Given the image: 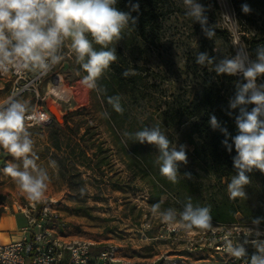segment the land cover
Returning <instances> with one entry per match:
<instances>
[{"label":"rangeland","instance_id":"obj_1","mask_svg":"<svg viewBox=\"0 0 264 264\" xmlns=\"http://www.w3.org/2000/svg\"><path fill=\"white\" fill-rule=\"evenodd\" d=\"M217 1L219 6L213 7L209 0H198L207 8L208 26L215 33L207 37V46L218 58L232 57L238 49L246 50L245 38L261 32L259 15L264 16V12L255 8L249 13L242 11L245 15L238 22V11L230 0ZM184 13L183 0H166L157 44L141 40L127 28L123 38L109 46L116 49L117 59L100 80H110L115 95L122 97V113L115 112L101 92L82 85L86 73L67 46L65 59L37 79V74L27 70L22 74L24 78L11 72L0 77L7 79L0 93L2 102L12 95L14 85L26 84L25 90L16 93L17 99L32 109L40 106L50 116L47 123L26 122L39 157L37 163L50 176L40 203L55 204L68 225L70 238L90 239L98 243L96 250L107 243L115 244L128 264H222L205 247L198 249L195 233L200 229L169 234L167 225L150 211L155 203H160L162 210H181L190 197L194 206L210 207L212 221L219 219L217 216L249 221L264 217V195L258 181L250 175L246 199H230L227 185L233 176L219 177L208 171L194 152L198 140L192 131L194 119L177 122L181 106L199 91L198 80L185 63L188 52L199 47L203 32L201 25ZM249 14L256 17L255 23L244 19ZM94 47L100 49L99 45ZM36 90L42 97L40 101ZM156 125L177 148L186 146L187 163L179 164L178 183L160 174L155 146L124 135ZM145 155L152 160L155 172L151 170L144 177L136 160ZM49 161H55L56 167L52 168ZM8 163L18 162L0 149V204L15 211L22 224L17 205L32 201L3 172Z\"/></svg>","mask_w":264,"mask_h":264},{"label":"clouds","instance_id":"obj_2","mask_svg":"<svg viewBox=\"0 0 264 264\" xmlns=\"http://www.w3.org/2000/svg\"><path fill=\"white\" fill-rule=\"evenodd\" d=\"M116 5L117 0H0V74L27 70L43 76L65 59L67 46L86 73L82 85L98 93L104 91L98 81L117 59L116 49L109 46L120 41L124 30L137 22L131 12L121 11ZM183 5L185 16L199 23L210 39L215 33L213 27L208 26L207 8L198 0H183ZM241 8L244 13L251 11L247 4ZM138 9V4L131 5L132 11ZM224 16L234 22L227 14ZM196 63L213 64L217 75L243 78L244 82L236 83L235 95L228 102L230 110L226 112L232 116L231 110H238L237 134L230 136L214 114L209 124L224 134L221 143L229 153L233 146L235 148L236 155L232 159L237 171L227 185L229 198L246 199L245 186L250 183L247 173L254 169L264 173V83L257 82L264 77V46L256 49L255 60L250 59L246 50L238 49L234 56L219 59L210 57L207 52H198ZM121 99L120 95H114L107 100L117 113L123 112ZM249 105H253L251 110ZM34 111L17 99L16 94L0 103V149L18 162L8 163L3 172L13 179L28 200L39 203L47 191L50 176L48 170L37 163L34 140L26 127ZM124 135L140 144L155 146L158 150L155 162L160 174L169 182L178 183L179 164L187 163L185 145L177 148L159 125ZM49 165L55 168L56 162L49 161ZM184 175L190 177L189 173ZM150 211L172 230L185 234L193 229L211 230L213 227L210 207L194 206L190 197L181 210L172 207L162 210L161 204L155 203ZM262 221L264 217L253 218L248 235H264L259 229ZM252 243L256 251L247 264H264V240ZM225 251L237 259L248 257L244 245H234L231 239L225 240Z\"/></svg>","mask_w":264,"mask_h":264},{"label":"trees","instance_id":"obj_3","mask_svg":"<svg viewBox=\"0 0 264 264\" xmlns=\"http://www.w3.org/2000/svg\"><path fill=\"white\" fill-rule=\"evenodd\" d=\"M213 7H218L217 0H209ZM166 0H117L116 7L124 12H131L133 17L137 18L135 26L128 28L141 40L155 45L159 41L158 26L161 23L162 8ZM138 4V11H132L131 5ZM230 4L234 10L238 11V22L241 21L243 4L249 5L250 9H262L264 12V0H230ZM255 16L249 14L245 20L247 22L255 23ZM261 25L259 26L261 32L250 34L249 38L244 39L246 44V51L249 53L250 59L255 60L256 49L258 46H264V16L259 15ZM208 38L201 33L200 45L197 49L189 51L186 58V68L198 80L199 91L193 94L192 98L183 104L178 111V121L183 122L187 119H194L192 123V131L196 134L198 140L194 143V152L203 160L205 167L208 171L214 173L219 177H229L236 175V169L233 166V156L236 155L235 148L229 153L222 145L225 139L224 134L219 129H213L209 124L211 115L217 117L221 127H226L230 136L237 134L235 124V116L238 110H231L232 116L226 114L230 109L228 102L231 97L235 95L236 83L244 82L241 76H228L217 75L213 70V64L199 65L196 63V56L198 52H207L210 57H216V54L210 47L207 46ZM258 84L264 83V80L258 78ZM119 85L123 84L120 81ZM99 86L106 91L101 94L104 101L107 102L109 96L115 95V87L108 79L98 81ZM249 110L253 105H249ZM229 138V143H231ZM137 151V146L133 147ZM132 155H135L132 152ZM132 158V157H131ZM136 160V158H133ZM136 162L142 169L141 175L148 176L150 171H153L152 160L149 156L145 155L144 158H138ZM155 172V171H153ZM248 176L252 175L259 183L262 195H264V173L254 169L252 172L247 173ZM217 220H226L223 216H217Z\"/></svg>","mask_w":264,"mask_h":264},{"label":"built area","instance_id":"obj_4","mask_svg":"<svg viewBox=\"0 0 264 264\" xmlns=\"http://www.w3.org/2000/svg\"><path fill=\"white\" fill-rule=\"evenodd\" d=\"M10 72L16 74L17 78H24L22 75L24 71ZM3 76L5 75L0 74V77ZM39 77L40 75H37L35 78ZM25 86L26 84L21 87L14 85L12 95L25 90ZM36 95L37 101H40L42 97L37 90ZM33 109L35 110L32 113L33 119L27 123L30 121L47 123L50 120L45 109L40 106ZM17 207L24 222L18 229V237L0 242V264H128L117 258L118 247L115 244L107 243L96 250L95 246L98 243L90 239L70 238L67 234L68 225L52 201L18 204ZM212 225L211 230L197 231L195 241L199 250L205 247L211 256L216 255L222 264H247L250 256L256 251L252 241L264 240V235L259 237L248 235V229L253 227L252 221L249 220H214ZM166 228L169 234L178 232L168 226ZM259 229L264 232V222H261ZM226 239H231L234 245L243 244L248 257L237 259L229 255L225 251Z\"/></svg>","mask_w":264,"mask_h":264},{"label":"crops","instance_id":"obj_5","mask_svg":"<svg viewBox=\"0 0 264 264\" xmlns=\"http://www.w3.org/2000/svg\"><path fill=\"white\" fill-rule=\"evenodd\" d=\"M4 80H7V79L0 78V93H3V91L5 90ZM0 103H2V100H0ZM0 206H3L2 211L0 212V242L3 243V242H7V241L13 240L16 237H18V229L20 225L22 224L18 223L17 217L19 215L15 214L14 213L15 211H12V212L9 211L6 205L0 204ZM23 222H24V219H23ZM118 250L116 252L117 258L119 260L127 262L125 259L126 256H122V254L119 255ZM153 264H160V263L154 262Z\"/></svg>","mask_w":264,"mask_h":264},{"label":"bare ground","instance_id":"obj_6","mask_svg":"<svg viewBox=\"0 0 264 264\" xmlns=\"http://www.w3.org/2000/svg\"><path fill=\"white\" fill-rule=\"evenodd\" d=\"M55 89H57V87H54Z\"/></svg>","mask_w":264,"mask_h":264}]
</instances>
